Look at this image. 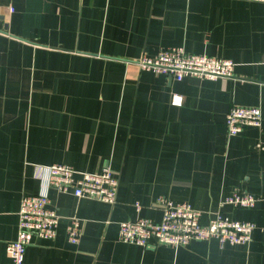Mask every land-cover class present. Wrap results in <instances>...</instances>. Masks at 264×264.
I'll list each match as a JSON object with an SVG mask.
<instances>
[{
    "label": "crops",
    "instance_id": "obj_1",
    "mask_svg": "<svg viewBox=\"0 0 264 264\" xmlns=\"http://www.w3.org/2000/svg\"><path fill=\"white\" fill-rule=\"evenodd\" d=\"M174 46L232 59L234 75L178 80L139 68L143 54ZM234 105L261 106L262 126L229 135ZM55 162L110 166L117 201L48 189L57 234L35 235L26 264H264V2L0 0V264H12L6 246L22 196L41 191L43 166ZM236 189L256 204H222ZM160 196L201 210L203 224L218 211L253 221L252 239L121 241V221L161 220ZM73 217L76 243L67 234Z\"/></svg>",
    "mask_w": 264,
    "mask_h": 264
},
{
    "label": "built area",
    "instance_id": "obj_2",
    "mask_svg": "<svg viewBox=\"0 0 264 264\" xmlns=\"http://www.w3.org/2000/svg\"><path fill=\"white\" fill-rule=\"evenodd\" d=\"M264 2V0H249ZM141 70L166 74L178 80L187 76L217 79L232 77L235 63L232 59L206 54H192L183 46L163 48L154 55L143 54L136 60ZM183 95L174 93L172 103L180 105ZM263 110L261 106L234 105L226 114L225 125L229 135L240 133L247 126L261 127ZM46 175L41 177L42 189L38 193L24 194L19 210L17 237L7 243V252L12 264H26L25 253L35 235L53 239L57 234L60 215L50 206L48 189L71 192L77 197H87L114 204L117 201L119 178L110 166L100 171L78 170L74 166L55 162L43 166ZM257 196L249 191L236 189L222 204L238 207H253ZM161 220L139 216L135 220L119 223L121 241L142 246L169 244L187 245L193 240L217 239L220 245L248 244L256 227L255 222L239 220L221 211L201 223V210L188 202H175L165 196L158 198ZM140 209V205L137 204ZM68 239L79 242L82 227L78 218L73 217L67 225Z\"/></svg>",
    "mask_w": 264,
    "mask_h": 264
}]
</instances>
